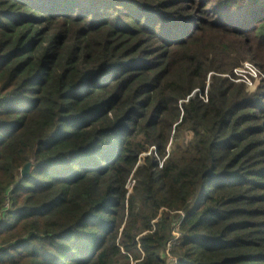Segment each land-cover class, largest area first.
I'll list each match as a JSON object with an SVG mask.
<instances>
[{
	"label": "trees",
	"instance_id": "1",
	"mask_svg": "<svg viewBox=\"0 0 264 264\" xmlns=\"http://www.w3.org/2000/svg\"><path fill=\"white\" fill-rule=\"evenodd\" d=\"M246 62L264 0H0V264H264Z\"/></svg>",
	"mask_w": 264,
	"mask_h": 264
},
{
	"label": "rangeland",
	"instance_id": "2",
	"mask_svg": "<svg viewBox=\"0 0 264 264\" xmlns=\"http://www.w3.org/2000/svg\"><path fill=\"white\" fill-rule=\"evenodd\" d=\"M233 74L236 76V79H232L231 76H229V75H223L221 77L222 78H228L236 84L245 85L247 92H249L250 94L257 93L258 90L263 87L262 84H263L264 77H263L262 73L259 71V69L254 64H252L251 62L243 63L241 68L235 69L233 71ZM211 76L209 77V83H208L207 89L211 83L210 82ZM195 93L201 95L200 91H196ZM202 99L204 102L207 101V91L204 94V97ZM149 155H150V153L144 155V157L149 156ZM133 185H134V183L132 182L128 188L131 189L133 187Z\"/></svg>",
	"mask_w": 264,
	"mask_h": 264
},
{
	"label": "water",
	"instance_id": "3",
	"mask_svg": "<svg viewBox=\"0 0 264 264\" xmlns=\"http://www.w3.org/2000/svg\"><path fill=\"white\" fill-rule=\"evenodd\" d=\"M196 94V93H195ZM31 163L25 166V168L21 171V177L26 178L30 174Z\"/></svg>",
	"mask_w": 264,
	"mask_h": 264
},
{
	"label": "built area",
	"instance_id": "4",
	"mask_svg": "<svg viewBox=\"0 0 264 264\" xmlns=\"http://www.w3.org/2000/svg\"><path fill=\"white\" fill-rule=\"evenodd\" d=\"M9 206H10V203H9V199L7 198L5 209L8 210ZM169 248H170V245H169Z\"/></svg>",
	"mask_w": 264,
	"mask_h": 264
}]
</instances>
